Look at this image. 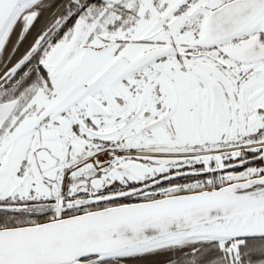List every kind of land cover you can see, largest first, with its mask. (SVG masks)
I'll use <instances>...</instances> for the list:
<instances>
[{
  "label": "snow or ice",
  "instance_id": "snow-or-ice-1",
  "mask_svg": "<svg viewBox=\"0 0 264 264\" xmlns=\"http://www.w3.org/2000/svg\"><path fill=\"white\" fill-rule=\"evenodd\" d=\"M0 264H264V0H0Z\"/></svg>",
  "mask_w": 264,
  "mask_h": 264
}]
</instances>
